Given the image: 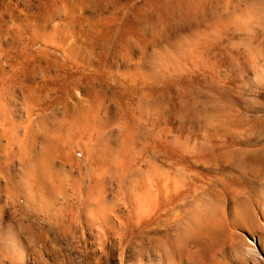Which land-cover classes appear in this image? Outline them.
Masks as SVG:
<instances>
[{"label":"rangeland","instance_id":"rangeland-1","mask_svg":"<svg viewBox=\"0 0 264 264\" xmlns=\"http://www.w3.org/2000/svg\"><path fill=\"white\" fill-rule=\"evenodd\" d=\"M22 1L0 0V6L7 4L17 15L24 14L27 7L36 10L38 2L37 8L44 2ZM75 1L80 3L71 0L73 9ZM103 1L104 7L96 4L82 12L87 25L96 21L109 33L99 49L103 60L107 58L106 63L101 61L106 68L99 78L104 81L100 84L102 100L110 109L132 107L134 116L158 121L168 140H181L182 150L195 144L201 153V158L190 164L196 171V197L167 207L162 215L153 208V223L144 228L149 251L153 253L159 239L166 243L164 234L169 231L172 237L180 238V251L194 250L197 244L201 261L195 264H264V0ZM61 6L58 8L63 13ZM4 16L10 20L6 11ZM141 56L148 61L135 72ZM124 58L134 61V66ZM74 93L80 96L79 91ZM150 155L164 168L175 172L179 168L177 161L161 153ZM9 201L0 219L12 222L21 244L9 252L0 245V264L150 263L148 257L138 261L140 243L137 232H132L136 219L121 237L115 234L120 226L115 218L92 223L93 227L84 216L47 222ZM14 206L19 210L16 213ZM119 209L124 210L122 206ZM0 235L1 242L3 232ZM151 253L149 257L154 256Z\"/></svg>","mask_w":264,"mask_h":264},{"label":"bare ground","instance_id":"bare-ground-1","mask_svg":"<svg viewBox=\"0 0 264 264\" xmlns=\"http://www.w3.org/2000/svg\"><path fill=\"white\" fill-rule=\"evenodd\" d=\"M43 1L39 8L41 3L37 1L36 10L27 7L24 14L17 15L7 4L0 6V212L6 211L11 200L16 207L19 205V210L25 208V212H32L47 222L84 216L92 226L100 220L101 224L115 218L121 226L115 234L120 233L121 237L133 224L132 219H136L132 232H137L140 243L138 261L143 262L147 257L150 263L158 264L201 261L197 244L194 250L180 251L177 247L180 238L172 237L169 231L164 234L166 243L159 239L151 253L144 231L153 223L156 210L162 215L167 207L185 202L197 193L196 171L190 164L201 158H198L199 148L185 144L186 149L182 150L181 140H168L158 121L134 116L132 107V110L124 107L111 110L102 100L100 84L104 81L101 83L99 78L104 67L101 61L106 63L107 58L103 60L99 49L103 44L101 40L107 42L109 33H104L96 21L90 24L92 21L87 20V25L82 12L89 6H102L103 0H97L98 3L79 0V4L75 1V9L71 0ZM60 4L64 5L63 13L58 8ZM5 11L10 20L5 19ZM147 59L139 57L133 70L138 72ZM112 75L110 72V77ZM74 90L79 91L80 96H76ZM150 153H161L177 161L179 168L176 172L164 168ZM16 207L15 213L19 211ZM157 217L159 223L160 216ZM8 221L0 219V232L4 236L0 245L6 252L13 250L15 244H21L19 233ZM149 252L154 256L149 257Z\"/></svg>","mask_w":264,"mask_h":264}]
</instances>
